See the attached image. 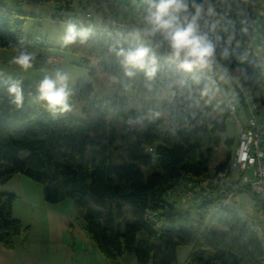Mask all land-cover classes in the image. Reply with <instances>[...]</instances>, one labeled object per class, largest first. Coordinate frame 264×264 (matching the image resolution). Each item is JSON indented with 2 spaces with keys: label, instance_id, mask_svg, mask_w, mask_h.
Returning <instances> with one entry per match:
<instances>
[{
  "label": "trees",
  "instance_id": "trees-1",
  "mask_svg": "<svg viewBox=\"0 0 264 264\" xmlns=\"http://www.w3.org/2000/svg\"><path fill=\"white\" fill-rule=\"evenodd\" d=\"M248 1L215 0L217 10L227 13L234 25L229 33L217 32L221 44L228 34L233 36L230 55L220 62L262 108L264 56L249 49L255 12ZM145 8L143 0L140 18ZM21 15L13 8L0 13V48L17 54L15 50L48 47L44 37H24ZM75 25L88 31L86 39L77 38L62 50L79 55L85 65L94 62L96 70L90 73L113 77L115 92L99 95L88 83L77 81L71 103L82 102L85 117L80 118L52 113L39 101L31 108L29 101L37 95L33 86L0 74V185L23 175L42 185L45 202L71 199L89 239L110 264H119L124 253L133 254L137 264H174L176 248L182 245L191 246L184 264H264L261 239L246 229L236 212L215 210L211 201L184 207L167 201L166 190L181 176L199 178L208 172L213 148L206 144L217 143L218 133L225 131L226 107L219 125L211 117L214 100L206 104L208 98L201 99L199 88L212 81L221 97L230 87L242 103L230 79L220 81L218 72L205 73L199 74V86L182 85L186 77L166 61L162 50L154 79L146 80L139 71L128 77L113 49L134 43L129 28L85 21ZM34 54V69L53 68L45 55ZM17 80L25 97L20 107L7 91ZM128 94L141 101L140 108L124 110ZM115 117L122 119L120 131L113 126ZM164 125L167 128L160 130ZM232 152L216 163L218 170L228 172ZM15 198L0 192V244L5 247L23 231L11 214ZM124 205L131 210V222L122 220Z\"/></svg>",
  "mask_w": 264,
  "mask_h": 264
},
{
  "label": "clouds",
  "instance_id": "clouds-1",
  "mask_svg": "<svg viewBox=\"0 0 264 264\" xmlns=\"http://www.w3.org/2000/svg\"><path fill=\"white\" fill-rule=\"evenodd\" d=\"M141 21L140 25L133 26L127 33L134 43L113 49L126 76L133 77L139 71L146 80L154 79L160 66L158 51L162 50L166 61L186 77L180 80L182 85L199 86V74L205 73L218 72L217 78L221 81L235 79L220 62L229 57L228 45L233 36L228 34L221 44L222 38L217 34L218 31L229 33V27L234 25L227 13L217 10L215 0H146ZM241 31L246 29L242 28ZM87 35L86 29H78L70 23L66 27L63 42L70 44L77 38L83 41ZM15 51L17 54L12 57L13 63L23 69L32 67L35 60L33 52L26 49ZM35 87L36 100L50 112L72 110L73 90L67 72L56 70L52 74H45ZM7 91L12 103L17 107L22 106L25 97L20 81L9 83ZM216 91L218 89L205 84L199 88V95L201 99L207 97L205 103L209 104Z\"/></svg>",
  "mask_w": 264,
  "mask_h": 264
},
{
  "label": "rangeland",
  "instance_id": "rangeland-1",
  "mask_svg": "<svg viewBox=\"0 0 264 264\" xmlns=\"http://www.w3.org/2000/svg\"><path fill=\"white\" fill-rule=\"evenodd\" d=\"M71 4H80L85 3L87 8L90 12H97L96 9L100 7L102 10L101 13H105L106 19H110L113 21L114 17L117 15V11L120 12V7L122 12L124 8L127 7L128 13L127 15L134 16L133 21L135 23L134 26H138L141 24V18L138 14V10L143 2V0H79L78 2L69 0ZM7 4H11L10 1H7ZM20 6H15L17 10L23 12V15L18 16V20H23L22 30L24 37H31V38H46L48 42V47L41 48L40 50H33L30 51L33 53H40V54H52L46 56V59H54L55 64L52 66L53 68H45L43 70L34 69L33 67L23 69L19 65L12 62V57L16 55V53L10 49L0 48V72L4 73V75H8L11 79H21L30 83L34 91L36 92V84L37 82L43 77L45 74H52L56 70H61L67 72L71 77V85L72 87L77 83V81L82 80L88 83L90 86L93 87V91L99 95H107L113 96L115 89L114 85H110L108 83V78L110 76H103L98 75L96 73H90V70L95 71L96 66L95 63H90L85 65L81 63L79 55L75 53H70L62 50L64 46L63 36L65 34V30L70 22L66 21H56L52 19L51 14L54 9V5L49 2H44L42 4H36L33 2H22ZM121 4V6H119ZM248 4L255 12V18L252 22V32H251V40L249 44V49L251 53H258L260 56H264V0H249ZM16 5V4H15ZM123 5V7H122ZM118 7V9H117ZM112 12H115L111 16ZM99 13L101 16L102 14ZM112 17V18H111ZM85 21V23H93V21L87 20H80ZM116 23V22H115ZM73 24V23H71ZM52 62V61H51ZM102 76V77H101ZM210 88H214V83L212 81L207 83ZM228 94L232 97L235 103V114L241 124H246L247 116L245 113L244 106L241 102L235 100V96L231 92V88H227ZM37 94V93H36ZM159 98H163L164 95L162 93L158 94ZM215 102V108L211 112L212 120L215 121L217 124H221V116L222 114H227L224 107V101L222 97L218 96L215 92L214 98L212 99ZM81 101H73L72 103V110L67 111L70 114L78 116L80 118H84L85 115L81 112ZM29 106L31 108L38 107V101L36 98H31L29 101ZM141 101H139L135 95L128 94L126 97V103L124 110H128L131 108H140ZM162 115L161 112L158 113V116ZM132 125L136 124V122L131 121ZM122 124V119L120 117H115L113 121V126L116 128L117 131H120ZM167 128V125L161 126L160 130H164ZM219 140L217 143L206 144V146H210L213 148V155L210 160V166H214L216 163L221 161L228 152L234 150L237 139H238V128L235 124L234 118L232 114L228 113V116L225 118V131H220L218 133ZM226 140H231V143L228 144ZM144 170H146L144 168ZM23 176V175H21ZM250 176V173H249ZM22 180H26V184H19L16 179L11 177L6 182L2 183L1 187L5 192L4 193H11L15 195V207H21L23 205L24 199H30L34 204H38L40 202H44L43 197V190L41 184L35 182L32 179H29L25 176L22 177ZM180 180V181H179ZM177 182L180 186L189 185L190 179L185 176H181ZM23 191V194L21 193ZM177 190H174L171 193V196H168V202H175V206L177 207H184L193 205L192 203L187 202L183 204L181 201V193L176 194ZM43 204V203H42ZM67 204V205H65ZM63 207V210H67L68 212H72V219L73 221L79 220L81 218V213L79 210H76L73 201L71 199H66V201L60 203ZM22 211L24 213L25 209L23 207ZM15 213H17V209L15 208ZM122 220L125 222H131V210L129 206L124 205L122 209ZM258 237L261 239L263 248H264V232L257 233ZM187 251V245L185 246H177V261L179 262L184 253ZM131 256V257H130ZM131 258H134L133 254L124 253L122 256V261L124 264H131ZM121 259V258H120Z\"/></svg>",
  "mask_w": 264,
  "mask_h": 264
},
{
  "label": "built area",
  "instance_id": "built-area-1",
  "mask_svg": "<svg viewBox=\"0 0 264 264\" xmlns=\"http://www.w3.org/2000/svg\"><path fill=\"white\" fill-rule=\"evenodd\" d=\"M8 0H0V13L10 6ZM10 3L33 2L52 3L55 7L51 14L56 21H66L76 24L80 20L105 23L111 26H123L99 13L90 12L85 3L71 4L69 0H9ZM258 56L259 54L254 53ZM52 61V62H51ZM51 65L55 60L49 59ZM57 64V63H55ZM264 70V63L262 64ZM232 84L241 96L247 116L246 124H241L235 114V103L231 96L222 92V99L229 114H232L238 128L236 146L230 156L228 172L216 168V164L199 178H190V184L180 186L175 182L166 190L171 196L174 190L181 193L183 204H203L211 201L213 209H227L236 212L248 231L264 232V107H260L252 96L244 89L234 74L229 73ZM147 151L152 147L148 146ZM250 173V176H249ZM187 177V176H186ZM181 178V177H180ZM179 178V179H180ZM250 194V196H248Z\"/></svg>",
  "mask_w": 264,
  "mask_h": 264
},
{
  "label": "crops",
  "instance_id": "crops-1",
  "mask_svg": "<svg viewBox=\"0 0 264 264\" xmlns=\"http://www.w3.org/2000/svg\"><path fill=\"white\" fill-rule=\"evenodd\" d=\"M72 1L78 2L79 0ZM7 5L17 10L16 7L22 4L11 3ZM96 9L99 13L102 12L100 7ZM119 9L120 12L117 11V15L115 12L111 13V16L116 15L112 20L131 29L135 25L134 16L127 15V7L124 8L123 12L121 7ZM17 11L23 14L22 11ZM101 14L103 17L107 16L105 13ZM49 55L52 54H45V56ZM0 74L4 75L1 72ZM5 77L10 79L8 75ZM107 80L110 85L114 84L113 77L110 76ZM13 177L19 184H26V180H22L23 176L14 175ZM1 185L0 192H5ZM21 193L23 194V191ZM64 201L66 200L59 203H47L44 200V202L34 204L30 199L25 198L24 204H21V207L25 209L24 213L21 207L17 208L13 203L12 217L21 222L23 231L11 238L9 247L0 244V264H110L89 239L84 228L83 219L73 221L71 220L72 212H68L66 209L63 210L60 203ZM15 208L17 213H15ZM190 249L191 246L187 245V251L179 262L177 261L176 252V262L174 264H184ZM122 256L119 257V264H124ZM131 264H137L135 259L131 258Z\"/></svg>",
  "mask_w": 264,
  "mask_h": 264
},
{
  "label": "water",
  "instance_id": "water-1",
  "mask_svg": "<svg viewBox=\"0 0 264 264\" xmlns=\"http://www.w3.org/2000/svg\"><path fill=\"white\" fill-rule=\"evenodd\" d=\"M248 196H250V194H248Z\"/></svg>",
  "mask_w": 264,
  "mask_h": 264
}]
</instances>
